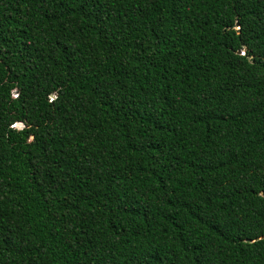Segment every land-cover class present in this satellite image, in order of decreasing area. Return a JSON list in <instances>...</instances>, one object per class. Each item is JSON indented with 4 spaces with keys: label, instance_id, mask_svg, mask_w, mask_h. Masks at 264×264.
<instances>
[{
    "label": "trees",
    "instance_id": "16d2710c",
    "mask_svg": "<svg viewBox=\"0 0 264 264\" xmlns=\"http://www.w3.org/2000/svg\"><path fill=\"white\" fill-rule=\"evenodd\" d=\"M0 264H264V0H0Z\"/></svg>",
    "mask_w": 264,
    "mask_h": 264
},
{
    "label": "water",
    "instance_id": "95a60500",
    "mask_svg": "<svg viewBox=\"0 0 264 264\" xmlns=\"http://www.w3.org/2000/svg\"><path fill=\"white\" fill-rule=\"evenodd\" d=\"M238 53H240V52H238Z\"/></svg>",
    "mask_w": 264,
    "mask_h": 264
}]
</instances>
